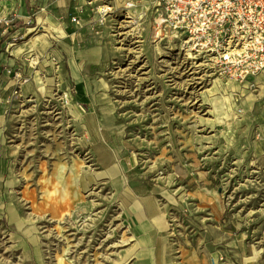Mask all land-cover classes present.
<instances>
[{
  "label": "rangeland",
  "instance_id": "obj_1",
  "mask_svg": "<svg viewBox=\"0 0 264 264\" xmlns=\"http://www.w3.org/2000/svg\"><path fill=\"white\" fill-rule=\"evenodd\" d=\"M82 2L60 40L41 28L40 61L0 74V264H186L187 235L218 221L223 263L232 243L240 264H264V72L240 82L189 58L184 38L160 29L155 0ZM128 16L140 33L131 52L116 33ZM189 67L203 83L196 106ZM41 164L50 181L69 166L59 186L81 191L61 220L22 200L26 173L43 202ZM201 191L223 214L194 212Z\"/></svg>",
  "mask_w": 264,
  "mask_h": 264
},
{
  "label": "built area",
  "instance_id": "obj_2",
  "mask_svg": "<svg viewBox=\"0 0 264 264\" xmlns=\"http://www.w3.org/2000/svg\"><path fill=\"white\" fill-rule=\"evenodd\" d=\"M155 1L165 12L160 29L183 37L190 53L206 58L219 75L244 82L264 72V0ZM19 41L15 36L13 43ZM224 261L217 251L211 264Z\"/></svg>",
  "mask_w": 264,
  "mask_h": 264
},
{
  "label": "crops",
  "instance_id": "obj_3",
  "mask_svg": "<svg viewBox=\"0 0 264 264\" xmlns=\"http://www.w3.org/2000/svg\"><path fill=\"white\" fill-rule=\"evenodd\" d=\"M77 6L83 9L82 0H78V2L76 0H0V74L6 75L7 68L11 66L10 63L17 62L20 58H32L33 60L35 58L40 61L41 28L48 27L52 29L51 31H56L58 40H60L63 29L69 30L73 27L70 23L76 25L72 22L73 13L71 10L79 9ZM15 36L20 37L18 43H13ZM27 66L29 70L30 68L34 69L31 60ZM263 81L264 74L261 79V82ZM206 195H208L206 191H201L196 195L195 198L201 200H198V207L194 212L197 214L209 212L213 215L214 208L217 207L220 209L219 215L223 214L221 202L219 200L211 201L209 198L207 200ZM194 212L191 211L190 214ZM213 216L215 217V215ZM203 228L204 232L198 231L196 234H192L193 236L187 235L186 237L185 241L188 247L183 248V262L186 264H199L200 258L197 261L195 257L197 258L201 254L210 257L212 253H215V248L212 246L218 243L219 238H225L223 234L219 233L221 230L219 221L214 226V230H211V225H207L206 222ZM233 246L235 247L231 243L228 247L229 257L223 264H240L233 251ZM247 263L249 264L248 261ZM205 264L207 263L205 262Z\"/></svg>",
  "mask_w": 264,
  "mask_h": 264
},
{
  "label": "bare ground",
  "instance_id": "obj_4",
  "mask_svg": "<svg viewBox=\"0 0 264 264\" xmlns=\"http://www.w3.org/2000/svg\"><path fill=\"white\" fill-rule=\"evenodd\" d=\"M137 23L135 19L131 17H126L124 20H122L119 23V27L116 30L117 33V41L121 44V48L126 47L127 50L134 51L138 48V42L133 41L136 36H138L140 33L138 32L139 25L136 26ZM189 51V50H188ZM128 56V54H127ZM130 58V56H128ZM189 58H197L196 56L192 55L189 53ZM163 62H167L164 60ZM204 66V63H202ZM202 66V65H199ZM199 66H197L199 68ZM196 67V68H197ZM121 70V68H119ZM129 72L130 74H137L140 70L134 65V60L131 61L130 66L125 69V72ZM198 72H195L194 67H189L188 70H186V75H187V82L186 83V88L191 89V94H190V99L193 102V106H196L198 104V98L200 96V90L202 88L201 82L197 81V74ZM65 99L67 100V105H69V108L71 106V98L69 94L67 93L65 95ZM76 113V112H75ZM49 116L52 118H47L46 122L48 123H54V112H49ZM77 117V114H76ZM40 172L42 173L43 177L40 180V183L42 185V189L44 190V196H43V202L40 203V197L39 193L36 189L32 188L30 178L26 173L22 175V180L23 181H17V186L21 187V197L22 200L26 203L25 205L27 208L31 209L32 212L40 216L41 213L45 212H51L53 213H58L60 216V220L62 219V213H67L70 212L73 206L77 203L80 202L81 200V191L79 188L76 187H65L63 190L59 186L60 182L64 181L68 185L71 184L70 180L68 178H64V174L69 173L70 169L69 166H63L61 167V176L59 178V181H56V179H52L51 181L47 179V165L46 164H41L39 166ZM73 173V170L71 171ZM46 178L45 180H43ZM10 210V213L12 214L14 219H19V212L16 208L10 206L8 208ZM260 254L255 253V256L251 260H256ZM63 264V261H62Z\"/></svg>",
  "mask_w": 264,
  "mask_h": 264
}]
</instances>
